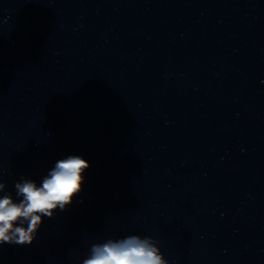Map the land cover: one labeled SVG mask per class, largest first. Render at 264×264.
Masks as SVG:
<instances>
[{"label":"clouds","instance_id":"1","mask_svg":"<svg viewBox=\"0 0 264 264\" xmlns=\"http://www.w3.org/2000/svg\"><path fill=\"white\" fill-rule=\"evenodd\" d=\"M89 162L80 155H68L36 181L21 177L14 183L15 198L5 192L0 173V245H31L44 218L64 211L82 191ZM159 241L151 236L129 234L108 237L88 246L81 264H169Z\"/></svg>","mask_w":264,"mask_h":264}]
</instances>
